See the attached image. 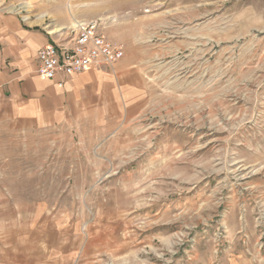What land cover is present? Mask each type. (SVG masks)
I'll return each instance as SVG.
<instances>
[{
  "label": "rangeland",
  "instance_id": "1",
  "mask_svg": "<svg viewBox=\"0 0 264 264\" xmlns=\"http://www.w3.org/2000/svg\"><path fill=\"white\" fill-rule=\"evenodd\" d=\"M139 4L148 93L129 154L101 169L4 136L3 182L63 195L44 206L91 232L97 264L264 263V0Z\"/></svg>",
  "mask_w": 264,
  "mask_h": 264
},
{
  "label": "crops",
  "instance_id": "2",
  "mask_svg": "<svg viewBox=\"0 0 264 264\" xmlns=\"http://www.w3.org/2000/svg\"><path fill=\"white\" fill-rule=\"evenodd\" d=\"M140 5L139 0H0V264L98 263L102 251L87 249L91 232L70 222L65 208L53 213L44 206L60 202L63 195L50 200L27 190L32 184L15 190L3 182L1 157L12 153L2 141L4 136L24 140L28 151L27 142L41 134L54 154L94 157L101 169L128 155L148 93L140 65L145 52L139 35L146 27ZM90 20H99L98 32L122 48L121 59L42 79L38 51L70 44L76 25ZM79 162L69 165L71 171ZM67 185L74 187L72 181Z\"/></svg>",
  "mask_w": 264,
  "mask_h": 264
},
{
  "label": "built area",
  "instance_id": "3",
  "mask_svg": "<svg viewBox=\"0 0 264 264\" xmlns=\"http://www.w3.org/2000/svg\"><path fill=\"white\" fill-rule=\"evenodd\" d=\"M99 20L79 22L70 44L55 43L40 49L37 54L39 75L53 80L58 75L81 73L94 63L113 65L123 56L122 48L98 32Z\"/></svg>",
  "mask_w": 264,
  "mask_h": 264
}]
</instances>
